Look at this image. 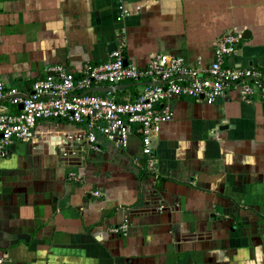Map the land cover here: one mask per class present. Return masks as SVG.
<instances>
[{"label": "crops", "instance_id": "obj_1", "mask_svg": "<svg viewBox=\"0 0 264 264\" xmlns=\"http://www.w3.org/2000/svg\"><path fill=\"white\" fill-rule=\"evenodd\" d=\"M229 32L244 39L226 64L264 71V0H0V82L28 94L50 67L104 62L119 42L138 66L156 54L207 66ZM167 106L152 171L138 135L67 161L59 139L76 127L42 121L34 145H12L0 157V264H264V102L231 87L212 105ZM2 109L18 110L8 97Z\"/></svg>", "mask_w": 264, "mask_h": 264}, {"label": "built area", "instance_id": "obj_2", "mask_svg": "<svg viewBox=\"0 0 264 264\" xmlns=\"http://www.w3.org/2000/svg\"><path fill=\"white\" fill-rule=\"evenodd\" d=\"M117 13L116 20L121 23L129 12L119 4ZM241 40L239 33L223 34L215 42L213 59L207 66L191 67L185 59L172 54L151 55L146 65L138 66L124 58V46L119 42L104 62L86 63L78 69L59 64L50 67L45 77L32 84L28 94L0 82V101L8 97L11 105L18 108L14 113L0 110V157H5L16 142L34 145L39 122L60 121L76 127L59 139L62 159L76 161L84 148L98 151L100 139L123 150L131 136L138 135L141 155L147 157V168L152 171L156 162L153 139L163 124L172 120L173 113L167 106L171 100L185 98L212 105L233 87L245 104L264 102V71L226 64ZM136 83H144L135 86L136 98L119 102L117 93L121 89L116 90V86ZM99 88L111 90L93 91ZM67 176L75 182L82 178L75 171H69ZM92 195L100 197V192ZM126 229L121 225L112 232Z\"/></svg>", "mask_w": 264, "mask_h": 264}, {"label": "water", "instance_id": "obj_3", "mask_svg": "<svg viewBox=\"0 0 264 264\" xmlns=\"http://www.w3.org/2000/svg\"><path fill=\"white\" fill-rule=\"evenodd\" d=\"M242 39H244V35L241 36ZM115 50V45L114 44H110L109 47H108V51L109 52H113ZM127 61H125L126 63ZM144 83H136V84H131V85H125V86H122V87H118V88H115L116 90L118 89H121V88H127V87H135V86H139V85H143ZM149 84H153V83H149ZM111 89L109 88H99V89H94L93 91H96V92H99V93H103V92H106V91H109ZM19 109H21V107H19ZM16 238V237H15ZM17 238L19 239H26L27 237L25 235H21V236H18Z\"/></svg>", "mask_w": 264, "mask_h": 264}, {"label": "trees", "instance_id": "obj_4", "mask_svg": "<svg viewBox=\"0 0 264 264\" xmlns=\"http://www.w3.org/2000/svg\"><path fill=\"white\" fill-rule=\"evenodd\" d=\"M123 56H124V54H123ZM127 84H130V83H127ZM129 88L130 87H127L125 90H129ZM131 89H132V86H131ZM134 89H136L135 92H134V94H132L130 92H128V94L125 95V96L119 94V96H117V100L119 102H130V101L134 100L136 98L137 92H138L136 87ZM132 95H134V96H132ZM137 134H138V132H137Z\"/></svg>", "mask_w": 264, "mask_h": 264}, {"label": "rangeland", "instance_id": "obj_5", "mask_svg": "<svg viewBox=\"0 0 264 264\" xmlns=\"http://www.w3.org/2000/svg\"><path fill=\"white\" fill-rule=\"evenodd\" d=\"M198 103L204 105V102H203V101H200V102H198ZM63 126H64L65 128H66V127H69V128H70V126H67V125H63ZM103 143L108 144V143L105 142V141H103ZM108 145H109V144H108ZM128 149H129L130 152L133 151V150L138 151L137 148H136V141H135V139H132V140H131V143H130V146H129ZM137 155H138V157H140L139 152H138ZM131 160L134 161V162H136V161L139 160V158H137V157H133Z\"/></svg>", "mask_w": 264, "mask_h": 264}]
</instances>
